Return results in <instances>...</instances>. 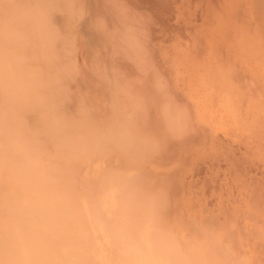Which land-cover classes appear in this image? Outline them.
I'll return each instance as SVG.
<instances>
[{
    "label": "rangeland",
    "instance_id": "1",
    "mask_svg": "<svg viewBox=\"0 0 264 264\" xmlns=\"http://www.w3.org/2000/svg\"><path fill=\"white\" fill-rule=\"evenodd\" d=\"M130 2L151 22L152 57L185 107L184 130L147 155L54 158L28 141L27 113L0 99V264H139L157 232L182 245L186 264H264V0ZM18 3L21 16L0 19L6 74L17 70L11 31L27 0ZM81 32L87 49L86 23ZM16 157L27 165L12 175Z\"/></svg>",
    "mask_w": 264,
    "mask_h": 264
},
{
    "label": "clouds",
    "instance_id": "2",
    "mask_svg": "<svg viewBox=\"0 0 264 264\" xmlns=\"http://www.w3.org/2000/svg\"><path fill=\"white\" fill-rule=\"evenodd\" d=\"M27 0L14 41L17 70L0 66V99L30 118L28 141L41 155L136 156L161 149L184 130V105L151 52V22L130 0ZM21 12L0 0V19ZM86 23L94 43L85 48ZM139 264H186L172 236L150 237Z\"/></svg>",
    "mask_w": 264,
    "mask_h": 264
},
{
    "label": "bare ground",
    "instance_id": "3",
    "mask_svg": "<svg viewBox=\"0 0 264 264\" xmlns=\"http://www.w3.org/2000/svg\"><path fill=\"white\" fill-rule=\"evenodd\" d=\"M22 10H23V9H22ZM21 12H22V11H21ZM19 15H20V14H19ZM20 16H21V15H20ZM18 17H19V16H18ZM16 18H17V16H16ZM15 20L18 21L17 19H15ZM19 20H20V19H19ZM5 21H6V20H5ZM8 21H9V20H7L6 22H8ZM3 24H4V23H3ZM3 26H4V25H2V27H3ZM18 27H19V26H18ZM4 28H5V27H4ZM4 28H3V29H4ZM9 28H10V27H9ZM12 28H13V27H12ZM0 29H1V26H0ZM5 29H6V28H5ZM1 31H2V30H1ZM8 31H9V30H7L6 32H8ZM14 31H15V30H14ZM14 31L12 30L11 32L13 33V35H16V36H17V34L14 33ZM16 31H17V30H16ZM9 33H10V31L8 32V34H9ZM3 34H4V33H3ZM10 34H11V33H10ZM6 35H7V34H6ZM13 35H12V36H13ZM2 36H3V35H1V38H2ZM16 36H13V37H16ZM4 37H5V38H6V37L8 38L9 36H4ZM1 38H0V39H1ZM2 39H3V38H2ZM2 39H1V40H2ZM8 39H9V38H8ZM15 39H16V38H15ZM15 39H13V40H15ZM4 40H5V39H4ZM7 43L10 44L11 41H10V43H9V41H7ZM7 43H5V41H4V44L6 45V47H7ZM1 45H3L2 42H1ZM2 48H3V46H2ZM3 50L5 51L6 49L3 48ZM8 50H9V49H8ZM10 50H11V49H10ZM14 50H15V49H14ZM17 52H18V51H17ZM4 53H6V52H3V54H4ZM18 53H19V52H18ZM0 54L2 55V53H0ZM1 55H0V56H1ZM4 55H5V54H4ZM4 55H3V56H4ZM10 57H11V56H10ZM2 59H4V58H1V60H2ZM11 60H12V59H11ZM13 60H14V59H13ZM7 61H9V60L7 59ZM3 63H6V62L3 61ZM13 63H14V62H13ZM13 63H12V64H13ZM8 64L10 65L9 62L7 63V65H8ZM10 66H11V65H10ZM12 66H13V65H12ZM15 68L17 69V67H15ZM15 68H11V69L9 68V69H10L11 71H15V70H16ZM9 69H8V70H9ZM12 69H13V70H12ZM10 70H9V72H10ZM5 71H6V70H5ZM5 73H6V72H5ZM7 98L10 99L11 97H10V98L7 97ZM7 98H6V99H7ZM8 99H7V101L9 102ZM12 100H13V99H12ZM7 101H6V102H7ZM10 101H11V100H10ZM6 102H5V105H4V106L7 105ZM10 103H11V102H10ZM12 104H13V103H12ZM9 105H10V104H9ZM13 105H14V104H13ZM13 105H12V106H13ZM9 107H10V106H8V108L6 107V109H9V110H10L11 107H10V108H9ZM4 108H5V107H4ZM13 109H14V108H13ZM13 109H11V111H12ZM17 109H18V108H17ZM15 110H16V108H15ZM22 111H23V110H22ZM9 112H10V111H9ZM12 113H13V112H12ZM8 114H9V113H8ZM10 114H11V113H10ZM22 114H23V113H22ZM12 115H13V114H12ZM25 115H26V114H25ZM17 116H18V115H17ZM19 116H20V115H19ZM19 116L16 117V119H19ZM9 117H11V116L9 115ZM9 117H7V118H9ZM14 117H15V116H14ZM9 119H10V118H9ZM12 120H13V119H12ZM12 120H10V121L12 122ZM13 121H14V120H13ZM17 121H18V120H17ZM22 121H23V120H22ZM0 122H1V121H0ZM6 122H7V121H6ZM8 122H9V121H8ZM14 122H16V121H14ZM18 122H19V121H18ZM18 122H16V123L18 124ZM23 122H24V121H23ZM9 123H10V122H9ZM16 123H15V124H16ZM7 124H8V123H7ZM19 124H20V122H19ZM22 124H23V123H22ZM9 127H10V126H9ZM10 129H11V128H10ZM21 130H23V129H21ZM12 132H14V131L12 130ZM4 133H5V132H4ZM9 133H10V132H9ZM5 135H6V133H5ZM10 135H11V134H10ZM10 135H9V136H10ZM24 135H25V134H24ZM17 138H18V137H17ZM20 138H21V137H20ZM22 138H25V136H24V137L22 136ZM9 139H11V137H10ZM13 140L15 141V143H17V142L19 141V138H18V141H17V142H16L15 139H13ZM21 140H22V139H21ZM26 140H27V139H26ZM6 142H7V141H6ZM10 142H13V141H12V140H9V143H8V142H7V143L10 144ZM19 142H20V141H19ZM21 144H23V143H21ZM21 144H20V145H21ZM10 145H11V144H10ZM23 145H24V144H23ZM25 145H27V144H25ZM12 146H13V145H12ZM15 146H16V147H15ZM18 146H19V144H18ZM29 146H30V143H29ZM20 147H21V146H20ZM20 147H19V150L21 149ZM0 148H1V150H2V147H0ZM10 148H11V146H10ZM25 148H26V146H25V147H22L23 150H24ZM27 148H28V147H27ZM27 148H26V149H27ZM14 149L17 150V151H19L17 145H14L13 149H12V148L10 149L11 152L14 153L13 155L15 156L16 151H14ZM31 149H32V148H31ZM1 150H0V151H1ZM3 150H4V148H3ZM32 150H33V149H32ZM4 151H5V150H4ZM27 151H28V150H27ZM29 151H30V149H29ZM1 152H2V151H1ZM1 152H0V155H2ZM20 152L22 153L23 151L20 150ZM32 152H33V151H31V152H29V153H32ZM4 153H6V152H4ZM23 153L25 154V152H23ZM35 153H36V151H35ZM7 154H8V153H7ZM19 154H20V153H19ZM19 154L17 153L16 155H19ZM37 154H38V153H37ZM37 154H36V156L39 157V155H37ZM8 155H9V154H8ZM25 155H26V154H25ZM29 155H30V157L32 158L33 155H31V154H29ZM29 155H28V157H29ZM4 156H5V154H4L2 157L4 158ZM19 156H20V155H19ZM34 156H35V155H34ZM7 157H8V156H7ZM7 157L5 156V158H7ZM75 157H76V156H75ZM79 157H80V156H79ZM10 158H11V157H10ZM10 158H9V159H10ZM25 158H26V157H25ZM31 158H30V159H31ZM39 158H40V157H39ZM16 159H18V158L16 157ZM16 159H15V160H16ZM19 159L22 160V159H24V157H23V156H22L21 158L19 157ZM19 159H18V161H17V160H16V161L14 160V161H12L11 163L14 164V163L17 162L16 165H18L19 167H21V166L23 167V166L27 165V164H24V165H23L22 162H21ZM28 159H29V158H28ZM35 159H36V158H35ZM80 159H81V158H80ZM2 160H3V162H4V159H2ZM10 160H13V158H11ZM26 160H27V159H26ZM26 160H23V162L25 161L24 163H26ZM76 160H78V156H77V159H76ZM82 160H83V159H82ZM6 161H8V160L6 159L5 162H6ZM19 161H20V162H19ZM27 161H28V162H31V161H33V158L31 159V161H30V160H27ZM0 162H1V161H0ZM5 162H4V163H5ZM18 163H19L20 165H19ZM33 163H34V162H33ZM5 164H7V162H6ZM30 164H31V163H30ZM30 164H28V167L31 166ZM60 164H61V163H60ZM60 164H59V166H60ZM7 165L9 166V168H11V166H12V168H11L10 170H9V168H7L8 166H5L9 171H11V170H12L13 168H15V167L17 168V166H15V164H14V166L11 165V164H7ZM29 165H30V166H29ZM32 166H33V165H32ZM19 167H18V169H19ZM41 168H42V167H41ZM52 168H53V167H52ZM59 168H60V167H59ZM21 169H22V168H21ZM32 169H33V167H32ZM38 169H39V168H38ZM62 169H63V168H62ZM30 170H31V169H30ZM34 170H35V169H34ZM35 171H36V170H35ZM43 171H44V170H43ZM13 172H14V171L12 170V175H13ZM16 173H18V172H15V175H17ZM33 173H34V172H33ZM62 173H63V172H62ZM18 175H19V173H18ZM29 175H30V174H29ZM31 175H32V174H31ZM10 177H11V176H10ZM13 177H14V176H13ZM31 177H32V176H31ZM34 177H35V176H34ZM34 177H33V178H34ZM61 177H62V176H61ZM16 178H18V176H17ZM29 178H30V177H29ZM41 178H42V177H41ZM34 179H35V178H34ZM36 179H37V177H36ZM39 179H40V178H39ZM30 182H31V181H30ZM44 182H45V181H44ZM62 182H63V181H62ZM54 183H55V182H54ZM25 184H26V183H25ZM27 185H28V183H27ZM38 186H39V185H38ZM40 186L43 187V185H40ZM30 187H31V186H30ZM46 187H47V186H46ZM46 187H44V188H46ZM31 189H34V187H31ZM36 189H37V188H36ZM52 189H53V188H52ZM38 190H39V187H38ZM42 190H44V189L42 188ZM35 191L37 192V190H35ZM35 191H34V192H35ZM39 191H40V190H39ZM46 191H47V193H46ZM48 191H49V193H48ZM41 192H43V191H41ZM41 192H40V193H41ZM37 193H38V192H37ZM40 193H38L37 195H39ZM50 193H51V191L48 190V188H47V189L44 190V194H42V195L40 194V195H41V197L46 198V197L50 196V195H48V194H50ZM5 195H6V194H5ZM51 195H52V193H51ZM33 196H34V195H33ZM33 196H32V197H33ZM5 197H7V196H5ZM37 197H38V196H37ZM37 197H35V198H37ZM39 197H40V196H39ZM41 197H40V198H41ZM52 197H53V196H52ZM55 197H56V195L54 196V198H55ZM43 198H41V199H43ZM48 198H49V197H48ZM57 198H58V197H57ZM7 199H8V198H7ZM9 199H10V196H9ZM9 199H8L7 202L11 201V200H9ZM50 199H52V198H50ZM38 200H40V199H38ZM47 201H48V200H47ZM49 201H50V200H49ZM34 202H35V201H34ZM39 202H41V201H39ZM50 202H51V201H50ZM71 202H72V201H71ZM55 203H56V202H55ZM11 204H12V203H11ZM36 204H37V200H36ZM51 204H52V202H51ZM51 204H48V206L51 205ZM61 204H62V203H61ZM12 205H13V204H12ZM45 205H47V202H46ZM53 205H54V204H52L51 207H53ZM59 205H60V204H59ZM61 206H63V205H61ZM24 207H25V206H24ZM34 207H35V205H34ZM51 207H50V208H51ZM3 208H4V206H3ZM32 208H33V207H32ZM38 208H39V207H38ZM45 208H46V206H45ZM59 208H60V207H59ZM59 208H58V209H59ZM17 209H18V208H17ZM48 209H49V208H48ZM39 210H40V209H39ZM39 210H38V211H39ZM44 210H45V209H44ZM46 210H47V209H46ZM6 211H7V210H6ZM51 211H52V210H51ZM33 212H34V211H32L31 213H33ZM40 212H41V210L39 211V213H40ZM47 212H48V211H47ZM1 213H2L1 215H3V211H2ZM4 213H5V212H4ZM6 213H7V212H6ZM43 213H44V211H43ZM45 214H46V213H45ZM68 214H69V213H68ZM39 215H40V214H39ZM3 216H4V215H3ZM78 216H79V215H78ZM10 218H11V216H10ZM0 219H1V217H0ZM2 219H5V221H6V216H5L4 218H2ZM11 219H12V218H11ZM0 221H1V220H0ZM3 221H4V220H3ZM3 221H2V222H3ZM7 221H8V220H7ZM7 221H6V223H7ZM18 222H19V221H18ZM8 223H9V222H8ZM10 223L12 224L13 222H10ZM6 225H7V227H8V225H9L10 227H8V228L12 231L11 228H13V226H11L10 224H6ZM23 225H24V224H23ZM19 226H20V223H19ZM21 226H22V224H21ZM8 228H6V230H7ZM23 228H24V227H23ZM25 228H26V227H25ZM25 228H24V231H25ZM9 229L7 230V232L10 231ZM19 229H22V228H19ZM75 229H76V228H75ZM19 231H20V230H19ZM24 231H23V232H24ZM50 231H51V230H50ZM25 234H26V233H25ZM3 237H4V236H3ZM23 239H24V238H23ZM15 250H16V249H15ZM15 252H16V251H15ZM21 253H22V252H21ZM22 254H23V253H22ZM7 255H8V254H7ZM16 262H17V261H16ZM1 264H2V263H1Z\"/></svg>",
    "mask_w": 264,
    "mask_h": 264
}]
</instances>
